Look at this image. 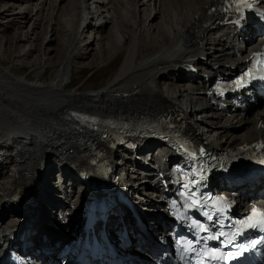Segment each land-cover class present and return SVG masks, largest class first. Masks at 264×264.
Here are the masks:
<instances>
[{"label": "bare ground", "instance_id": "6f19581e", "mask_svg": "<svg viewBox=\"0 0 264 264\" xmlns=\"http://www.w3.org/2000/svg\"><path fill=\"white\" fill-rule=\"evenodd\" d=\"M58 2L49 3V12L44 17L48 7L45 0H9L6 6L0 1V19L6 23L3 26L20 24L13 36L15 51L23 44L36 41L34 37L40 35L36 31L47 25L44 34L49 35V26L50 35L56 40L59 37L60 43L62 37L67 38L62 43L68 57L59 59L58 72L45 82L38 71H35L33 80L14 76L11 67L5 65L0 56V139L8 141L12 145L9 149L16 151L6 166L2 164L6 170L15 167L12 174L8 177L5 173L0 174L2 242L8 241L9 236L22 227L24 220L22 211L9 196L11 188L28 185L51 151L57 153L61 165L65 166L70 158L82 153V139L96 140L93 135L82 132L69 118L70 110L102 116L141 117L161 112L166 107L183 105L190 110V130L195 131L192 124H198L202 132L205 126L201 124L206 125L203 132L207 137L199 138L217 148L223 146L217 137L230 134L227 126L236 129L233 120L238 112L234 111L232 117L225 118L226 123L220 124L217 119L221 113L209 105L205 94L202 95L207 82L201 77L204 73L211 75L214 69L225 73L228 71L224 66L226 62H240L226 52L219 31L209 30L202 34L204 29L201 28L196 35L195 30L206 17L205 12L213 0H61L59 5ZM20 3L24 5L20 6ZM85 5L87 7L83 8ZM94 5L100 10L98 15L91 10ZM28 24L30 29L25 31ZM105 32L106 37L103 36ZM35 47L31 43L17 57L28 61L36 51ZM43 50L42 55L48 56L51 48ZM124 50L126 54L119 71L105 88L93 92L66 90L73 76L70 71L72 59L82 56L87 59L95 54L94 61L98 62L104 56L113 59ZM201 55L208 59L203 62L199 59ZM118 59L119 56L113 62L118 63ZM45 61L53 59L46 57ZM190 62L198 65V75L181 73L183 64ZM161 81L164 82L162 88L159 87ZM255 103L254 116L264 114L260 100L256 99ZM207 114H211V119H206ZM241 120L245 121L244 118ZM214 125H219L220 129H212ZM238 137L241 140L254 138ZM142 152L143 149L138 154ZM129 163L144 167L139 155L124 161V164ZM144 168L147 170V166ZM44 194V191L37 193L39 200L43 201ZM40 210L43 213L44 206ZM52 229L51 232L55 233Z\"/></svg>", "mask_w": 264, "mask_h": 264}, {"label": "rangeland", "instance_id": "374dc122", "mask_svg": "<svg viewBox=\"0 0 264 264\" xmlns=\"http://www.w3.org/2000/svg\"><path fill=\"white\" fill-rule=\"evenodd\" d=\"M2 4L6 6L7 2L9 1H4L0 0ZM40 1V0H39ZM48 3L47 10L44 12V17L48 14L50 7L49 3H54L55 0H45ZM59 0L58 5L61 4ZM23 3H20V6H23ZM17 6V5H16ZM17 6V7H20ZM54 9V8H53ZM16 11H19V9H16ZM48 11V12H47ZM47 12V13H46ZM55 16V14L53 15ZM52 17V16H51ZM12 18V17H10ZM54 18V17H53ZM5 20L2 18L0 19V52H1V58L4 60L2 61L5 63V65L10 66L12 70V74L18 78H27L29 80H33L34 73L35 71L41 72L40 78L47 82L50 81L58 72L59 67L61 66V61L59 59H62V57L66 58V53L63 50L65 48V45L62 43L64 38L67 39L66 37L61 38V43L59 42V37L56 40V38L52 35H50L51 28L48 26V33L44 34V29L47 27H43L42 29L39 28L36 32L40 33L38 37H34L36 41H30L33 43L37 49L33 53V55L29 58L28 61L23 60L22 58H18V55L22 54V51L25 49H28L31 45V43H26L21 45L17 51H15V40L13 36L19 29L20 24L19 23H14L13 27L9 26H3L5 25ZM30 24L27 25L25 28V31L27 29H30ZM35 32V33H36ZM108 32V31H107ZM105 32L103 36L106 35ZM67 36H70L69 32H67ZM106 37V36H105ZM46 39V40H45ZM53 39V40H52ZM8 42V43H7ZM35 47V48H36ZM51 48V51L48 53V56H43L42 53L44 52V48ZM96 48V47H94ZM93 53V52H92ZM94 54V53H93ZM126 54V50H124L122 53H120L119 61L124 57ZM50 57L53 59V61L46 62L45 58ZM94 56L90 58H84L83 56L80 57V59H72V65L70 71L73 73L72 80L74 81L73 84L71 85L73 88L69 87V84L66 88V90L69 91H82V92H87V91H98L103 88H105L111 80L116 76L117 72L119 71V65H116L118 63H114L115 57L112 59V57H106L104 56L102 59H100L99 64L98 62L94 61L95 58ZM68 58V57H67ZM37 62V63H35ZM70 81V80H69ZM162 82V81H161ZM158 86V84H157ZM163 83L159 84V87L162 88ZM178 86V85H177ZM183 86V85H181ZM259 105H262V101H260ZM198 125V124H197ZM203 127V126H202ZM205 127L204 130L205 131ZM202 131V132H203ZM203 136H206V132H203ZM207 137V136H206ZM6 146H9V142L5 143L4 146H0V155H5V158L3 159V163L6 166V163H8V158H6V155H10L13 153L12 149H8ZM52 152V151H51ZM48 154L47 158H51L52 155H56L57 153L54 152ZM12 156V155H10ZM13 157V156H12ZM1 158V157H0ZM15 159V158H14ZM58 159L57 157H54L53 160L51 161V164L54 162H57ZM10 162V161H9ZM0 165V174L5 175L8 177L12 174V171L15 167L10 166L7 168V170ZM56 165V164H55ZM55 167V166H54ZM54 169V168H53ZM1 183V182H0ZM1 193V191H0Z\"/></svg>", "mask_w": 264, "mask_h": 264}, {"label": "snow or ice", "instance_id": "6c2138e0", "mask_svg": "<svg viewBox=\"0 0 264 264\" xmlns=\"http://www.w3.org/2000/svg\"><path fill=\"white\" fill-rule=\"evenodd\" d=\"M239 5H245L248 8L252 7L250 0H232V6L237 12L243 14V9ZM257 60H259V67H257ZM261 79L264 80V54H254L253 64L242 75L240 80L237 81V86H243L247 82L246 78ZM195 176V173H193ZM203 175L199 179H191L185 183L183 187L187 190L184 195L190 203H187L186 207L195 208L197 210H204L203 215L208 222H214L215 226H218L216 232L212 231V227L207 223L193 222L194 226L199 232L204 233L203 237H198L196 244H200L203 241L201 249H197L193 246L192 242H189L186 251L195 252L201 256V264H228L229 261L237 260L248 249H255L257 246L264 245V239L255 240L245 245H239L238 239L244 235L246 231L259 230L264 232V210L253 208L248 216L232 219L229 216V210L232 206V202L226 197L220 196L213 198L211 196H198L199 189L197 185L203 179ZM191 185V186H190ZM212 204L209 205V201ZM211 209V210H208ZM225 220L228 223L225 224ZM228 229V230H225ZM208 241L219 242V247H209ZM238 248L237 251H226L225 249Z\"/></svg>", "mask_w": 264, "mask_h": 264}]
</instances>
